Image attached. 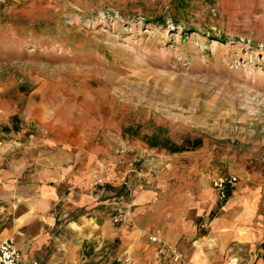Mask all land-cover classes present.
Instances as JSON below:
<instances>
[{
  "label": "rangeland",
  "instance_id": "rangeland-1",
  "mask_svg": "<svg viewBox=\"0 0 264 264\" xmlns=\"http://www.w3.org/2000/svg\"><path fill=\"white\" fill-rule=\"evenodd\" d=\"M54 159L96 168L120 211L166 162L264 188V0H0V211L65 208L40 195Z\"/></svg>",
  "mask_w": 264,
  "mask_h": 264
},
{
  "label": "crops",
  "instance_id": "crops-1",
  "mask_svg": "<svg viewBox=\"0 0 264 264\" xmlns=\"http://www.w3.org/2000/svg\"><path fill=\"white\" fill-rule=\"evenodd\" d=\"M54 163L53 173L44 178L52 184L40 195L48 207L53 200L57 204L66 199L70 203H65V208L58 212L28 208L16 213L18 209L13 204L5 212L0 211V241L12 238L26 261L178 264L156 255L157 244L149 239L155 235L192 264H226L231 258H236V264H262L264 188L261 186L236 188L217 206L212 185L203 177L192 178L184 169L172 172L171 163L166 162L161 167L162 180L150 178L152 185L137 191L129 201L132 207L128 216L116 224L107 208L116 206L113 213H117L128 203L124 205L121 196L112 197L108 190L116 187L110 180L105 187H98L94 185L98 174L93 166L86 163L63 166V161L55 159ZM151 167L145 175L151 174L149 170L154 169ZM217 208L209 231L206 234L198 231L197 222ZM66 215L69 217L64 218Z\"/></svg>",
  "mask_w": 264,
  "mask_h": 264
},
{
  "label": "built area",
  "instance_id": "built-area-1",
  "mask_svg": "<svg viewBox=\"0 0 264 264\" xmlns=\"http://www.w3.org/2000/svg\"><path fill=\"white\" fill-rule=\"evenodd\" d=\"M145 184H152L150 178H145ZM125 188L127 190V196L132 197L133 186L130 182L124 181ZM238 183V177L235 174H216L211 178V185L216 197V200L221 204L227 200L228 195L232 188L236 187ZM96 184L103 185L101 178L97 179ZM127 211H119L113 215L114 222H121L127 217ZM208 220H203L200 224V228H206ZM151 242L157 244L156 255L163 257L166 261L177 262L178 264H192L184 260L182 254L172 246H169L162 242L157 236L152 235L149 237ZM236 258H231L226 264H236ZM0 264H41L37 259H31L26 261L23 258L21 250L16 246L15 242L11 238H5L0 241Z\"/></svg>",
  "mask_w": 264,
  "mask_h": 264
},
{
  "label": "trees",
  "instance_id": "trees-1",
  "mask_svg": "<svg viewBox=\"0 0 264 264\" xmlns=\"http://www.w3.org/2000/svg\"><path fill=\"white\" fill-rule=\"evenodd\" d=\"M190 30L185 29L183 32V36H187V32H189ZM219 38H216L218 40H220L222 38V36H218ZM221 37V38H220ZM5 129H9L8 127H5ZM147 139L150 141V145L153 147H157L160 140L157 138L156 135H152L147 137ZM189 143H191L189 140H184V142L182 143H178L175 141H170V143L167 144V148L169 152H180L183 151L185 149H187L189 147ZM194 146H197L201 143V141L199 139H197L195 142H192Z\"/></svg>",
  "mask_w": 264,
  "mask_h": 264
},
{
  "label": "bare ground",
  "instance_id": "bare-ground-1",
  "mask_svg": "<svg viewBox=\"0 0 264 264\" xmlns=\"http://www.w3.org/2000/svg\"><path fill=\"white\" fill-rule=\"evenodd\" d=\"M236 263V262H235Z\"/></svg>",
  "mask_w": 264,
  "mask_h": 264
}]
</instances>
